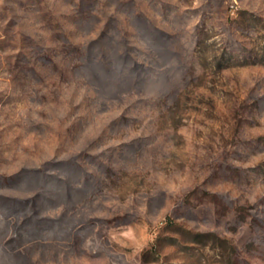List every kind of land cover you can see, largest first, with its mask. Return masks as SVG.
I'll return each mask as SVG.
<instances>
[{
  "label": "rangeland",
  "instance_id": "obj_1",
  "mask_svg": "<svg viewBox=\"0 0 264 264\" xmlns=\"http://www.w3.org/2000/svg\"><path fill=\"white\" fill-rule=\"evenodd\" d=\"M0 264H264V0H0Z\"/></svg>",
  "mask_w": 264,
  "mask_h": 264
}]
</instances>
